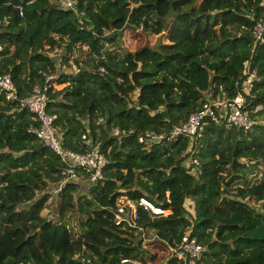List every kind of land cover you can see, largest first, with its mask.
Listing matches in <instances>:
<instances>
[{"label":"trees","instance_id":"obj_1","mask_svg":"<svg viewBox=\"0 0 264 264\" xmlns=\"http://www.w3.org/2000/svg\"><path fill=\"white\" fill-rule=\"evenodd\" d=\"M56 1L0 0V74L18 98L46 85L45 111L61 147L84 153L96 146L105 164L94 184L77 169L80 180L62 183L48 202L64 163L27 131L39 125L33 114L0 92V237L16 230L42 248L47 206L59 218L52 227L65 229L59 246L78 244L66 253L47 244L40 262L27 247L15 255L25 242L13 252L0 244V264H146L142 232L151 230L166 250L186 228L203 247L202 264H264V193L260 209L250 204L251 189L264 182V42L252 36L264 22V0H185L175 20L158 12L162 0H75L72 9ZM138 28L144 42L134 49L128 33ZM56 49L58 64L44 53ZM244 64L258 77L248 100L263 106L250 129L208 121L194 139L137 142L144 131L167 135L209 98L233 97ZM70 65L73 72L61 69ZM187 159L197 163L185 166ZM139 197L170 213L138 209L133 226L119 225L137 235L132 241L114 230L112 217L125 199ZM105 221V244L93 257L79 243L89 244ZM161 264L178 263L167 254Z\"/></svg>","mask_w":264,"mask_h":264},{"label":"built area","instance_id":"obj_2","mask_svg":"<svg viewBox=\"0 0 264 264\" xmlns=\"http://www.w3.org/2000/svg\"><path fill=\"white\" fill-rule=\"evenodd\" d=\"M57 5L63 9H72L75 0H57ZM20 14V10L18 11ZM252 36L255 41L264 42V22H257L253 27ZM242 75L244 76L240 82H235L239 88L235 95L231 98H216L209 103H205L199 110L188 115L183 123L173 127L167 135L155 134L151 131H144L137 136V142L142 145H149L161 139L175 141L177 138L186 137L194 139L201 135L203 125L210 121L214 124L222 125L224 129L242 128L248 130L255 122L257 112L263 109L261 104H250L248 98L254 81L258 77L254 70H249L248 66L244 64ZM46 85L41 88L34 87L31 93L25 98H18L16 89L8 74H0V92L6 101H16L18 109H26L38 121L37 127L29 126L27 131L35 135L38 141L49 148L55 155L59 157L64 163L59 175L62 179L59 186L71 180H80L81 176L76 174L77 169L89 172L87 178L88 183L94 184L101 178V169L105 164L104 156L98 151L96 146H92L84 153H76L61 147L60 138L55 131L52 120L54 115L48 114L45 111L47 101ZM254 114V115H253ZM110 133L118 135L117 128H112ZM85 144H89V140L84 138ZM189 162L196 164L194 159ZM164 200L168 202V192H164ZM184 205H188L191 209L192 202L185 200ZM124 206L128 207L125 216ZM138 209L150 217L159 215H168L170 213L169 207H161L154 204L145 197H139L136 201L125 199L124 202L116 207L115 213L112 217V222L115 226H119L122 221L127 225H132L133 219L138 216ZM190 229H185L179 240L171 247H168L167 254L176 259L178 264H202L200 259L202 257L203 247L195 240L193 236L189 235Z\"/></svg>","mask_w":264,"mask_h":264},{"label":"rangeland","instance_id":"obj_3","mask_svg":"<svg viewBox=\"0 0 264 264\" xmlns=\"http://www.w3.org/2000/svg\"><path fill=\"white\" fill-rule=\"evenodd\" d=\"M185 0H162L160 4L158 5V12L160 15H171L172 13H177L179 10L180 5L183 4ZM169 19V18H167ZM172 19H176L175 16L172 14ZM178 27H184V25L180 22L177 21ZM128 36L130 37L133 48L137 49L139 48L143 42H144V36L141 34L140 29L138 30H132L129 31ZM47 55L51 56L55 62L58 64L59 57L62 54V51L60 49H56L53 51L49 52H44ZM58 67V65H57ZM62 70L67 71V72H73L75 70L73 65H70L68 67H61ZM59 89V88H58ZM259 120L264 122V113L260 114L258 117ZM189 160L187 159L184 161V165L186 166L189 164ZM81 184V192L85 190V185L83 182ZM56 188L57 186L55 184H50L47 188V192L52 194V197L49 198L48 202L54 199L55 193H56ZM251 191H255L254 197L252 200H250L251 206H253L255 209H260L259 208V200H258V195L261 193H264V182L256 185L254 188L251 189ZM51 199V200H50ZM47 202V203H48ZM51 206V202H50ZM40 214L48 220V224L46 225L47 229L44 231V234H42V238L45 239L44 246L40 249H35V247L31 244L32 239L29 238L28 240L25 239V236L21 235L18 231L16 230H9L6 234L2 235L0 237V244L2 247H5L6 250L12 251L13 247H16L18 244L25 242L23 246H20L18 250L15 252V255L19 258L23 253L26 247L30 249L33 258L37 262L43 261L45 259V253H44V248L47 244H50L54 247H57L58 250H61L62 252L66 253L68 251H73L78 244L71 245L68 243L64 247H60L58 241L60 239L64 240L63 234L65 233V229L60 230V229H54L53 222L59 220L57 216H55L54 211H52L49 207H45L44 209L41 210ZM103 227H110V222L105 221L97 225L96 232L94 235L88 240L89 244H83V242L79 243L81 244L80 247L83 249H86L88 253H90L93 257L98 256V249L97 246L104 245L105 240L103 238L104 234V228ZM119 233L121 236L128 238V240L134 241L136 239V234L133 233L131 230H127L124 226H118V229H114ZM141 238L142 241L145 244L147 254L145 256L146 258V264H161L165 261V258L167 257V249L162 250L160 249L158 243L160 238L156 236L151 230L147 229L145 232L141 233ZM96 245V246H95ZM87 247V248H86Z\"/></svg>","mask_w":264,"mask_h":264}]
</instances>
